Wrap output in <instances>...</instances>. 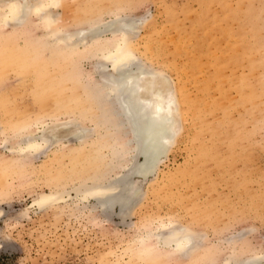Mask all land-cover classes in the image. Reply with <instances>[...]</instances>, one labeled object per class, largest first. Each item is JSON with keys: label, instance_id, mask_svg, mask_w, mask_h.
Here are the masks:
<instances>
[{"label": "rangeland", "instance_id": "obj_1", "mask_svg": "<svg viewBox=\"0 0 264 264\" xmlns=\"http://www.w3.org/2000/svg\"><path fill=\"white\" fill-rule=\"evenodd\" d=\"M83 1L74 7L67 2L63 9L61 6L54 10L59 18L62 16L60 25L78 31L95 18L100 24L116 17L133 20L137 28L135 62L142 63L163 83L164 105L176 120V131L158 168L146 180L134 177L141 194L122 219L116 207L104 218L93 200L82 202L86 207L77 202L72 190L78 184L76 177H63L77 161L71 164L72 157L60 156L55 145L50 143L32 159L31 166L18 173L17 168L3 162L11 160L12 155L0 148V264H134L137 258L124 255L127 244L151 222L155 225L157 221L172 220L179 227L191 225L194 247L205 244L204 247L219 249L215 258L218 262L231 252L230 246L243 257L264 255V0H126L115 13L101 6L89 13L90 2L86 6ZM245 15L253 17L251 31ZM201 19L214 27L200 33L197 24ZM24 28L17 30L15 43L23 45L45 33L35 18ZM11 31L6 27L1 34ZM227 51L234 54L231 53L233 59ZM41 55L40 61L31 57L34 65L26 64L21 72L0 75V130L21 115L23 122H32L42 114L48 118L59 101L56 98L69 96V89H64L67 85H77L76 93L82 98L87 90L83 91L81 85L97 77L93 65L100 58H82L80 54L75 62L86 78L60 82V77L73 71V67L63 56L56 64L53 58L46 57L47 53ZM62 116V120L73 118ZM77 122L86 132V144L94 138L93 124L86 119ZM1 135L0 131L4 139ZM12 137L5 142L8 148L17 142ZM68 137L61 138L66 148L79 144L76 135ZM104 153L108 157L107 151ZM140 161L139 158L137 162ZM56 185L71 191L67 204L78 203L77 211H68L63 203L59 212L54 210L58 206H31L38 194L50 193ZM96 215L99 217L94 222L98 225L88 221ZM227 239L234 244L226 245ZM196 253L199 251L190 259L179 258L177 264H205ZM140 261L134 262L142 264Z\"/></svg>", "mask_w": 264, "mask_h": 264}, {"label": "bare ground", "instance_id": "obj_2", "mask_svg": "<svg viewBox=\"0 0 264 264\" xmlns=\"http://www.w3.org/2000/svg\"><path fill=\"white\" fill-rule=\"evenodd\" d=\"M125 1L126 0H84L83 3L86 4V6L91 5L88 11L89 13L99 6H101V8H112V11L110 10L109 13H115L122 9ZM67 2H72L69 3L72 6L77 3L76 5L78 6V4H81L82 0H0V75L3 72L9 73L8 71L12 73L21 72L26 64L31 67L35 63L32 60L35 59L40 61L39 56L42 52H45L47 53L46 57L53 58L56 64L60 56H63V60L67 61L68 64L73 67V71L68 70L60 77V82H66V80L70 82L72 79L79 82L86 77L82 76L83 74L76 65V57H79L81 54L83 55L82 58H100V61L93 65L98 78L95 77L97 79H93L91 77V81L84 82L85 84L81 85L83 86V91L87 90L85 96L82 98L80 96L78 97L76 90L79 89V87H77V85L74 86V83L71 85L66 84L68 87L64 89H69L70 94L68 97L66 96V98L62 97L63 99L61 100L58 99V97L56 98V101H59L55 103L53 115H49V117L46 118L47 115L42 114L43 116L40 115L39 118L35 117L36 119H33L32 122H23V120L20 119L23 115L18 116L17 114V119L12 121V123L15 122L14 125L11 123L10 126L8 123L10 126H8L9 128L6 126V129L3 128L4 130H0L3 134V136H1L4 138H0V140H2L0 142V148L7 149L9 154L12 155L11 160H8L9 162L5 160L3 162L10 167L12 166L14 169L17 168L18 173L20 169L23 170L31 166L32 159H35L37 155H40L41 152L48 149V145H55V150L60 156L65 154L66 156L69 155L70 158L72 157L70 161L71 164H73L75 160L77 161L76 166H73L72 170L67 173L68 175L63 176L76 177L78 184L77 187L72 190L75 193L77 202L81 204L82 202H88L90 199L93 200L95 206L99 210V215L104 218H108L109 213H112L113 208L116 207L118 208V216L122 219L131 208L136 205L141 194L140 186L133 180L134 177L146 180V178L158 168L160 158L168 151L167 146L170 144L173 134L176 131V120L171 115L167 105H164L166 94L164 92L165 87L161 80L155 79L148 73L142 63L138 65L135 62V38H137V28L133 20L130 21L128 19L126 21L116 17L117 19L113 21L100 24L98 23L99 18H95L94 20L86 22V25H88L86 26L87 28H78V31H71L67 29L65 24V26L60 25L62 16L59 18L54 11L61 6L63 9L64 3L67 4ZM89 2L90 5H88ZM223 7L224 6H222V9H224ZM77 12L79 13L80 11ZM32 18H35L36 22L40 24L45 33L35 39L25 41L23 45L15 43L19 34L17 30L24 28ZM81 18L83 17L81 16ZM95 20H97V22ZM245 20L251 31L253 25L252 15H245ZM212 24L213 23H211V25H206L201 19L197 25L201 29L200 33L202 31L206 33L214 27ZM214 24L216 23L214 22ZM6 27H10L12 31L7 34H1L3 33L2 30ZM212 37H214V35ZM212 37L210 38L212 39ZM215 37H217V35ZM204 43L206 44V42ZM258 47L259 46L255 47L256 50H258ZM211 49L213 50V48ZM147 50L148 49H145V51ZM206 52L208 53L207 50ZM253 52V54H255V50ZM231 53L229 56H231ZM150 54L152 53L150 52ZM233 58L234 57H232V59ZM145 59H147L146 56ZM218 61L221 62L220 60ZM216 65L217 64H215V66ZM244 83L245 82H243V85ZM239 91H242V89ZM45 92L49 94V89L47 87ZM180 95L179 98L182 97V95L181 97ZM181 102H184V100ZM180 108L181 106L179 110ZM47 114L49 113L47 112ZM61 114L66 115V117L67 115H73V118H65L66 120H62V118L60 119V116H62ZM181 115L183 114L180 113V116ZM80 119L89 120V122L93 124L92 132L94 133V138L88 142L86 141V144H83L87 138V135H85L86 132L84 129H81L83 128L82 125L77 122ZM8 131L11 132L12 135L9 134ZM75 135L79 140V144L75 147L70 146L66 148L67 146L63 144L61 138L65 136L74 137ZM8 136H13L17 139L15 146L13 145L10 148L5 146ZM105 151H107L108 157L105 155ZM66 156L63 158H66ZM139 158L141 161L137 162ZM2 165L3 168L8 167H4L3 163ZM78 166L79 170L76 169ZM4 170H2V172H5ZM8 170L10 171V169ZM12 173L15 175L16 172L12 171ZM64 189L66 188L64 187ZM64 189L61 185H56V188L50 193L38 194V196L33 199L31 206H36L38 208L47 206L57 208V206L59 207L63 203L67 205L66 208H68V211L70 210V212L74 213V211L78 210L79 204L74 202L72 204L70 203L71 205L67 204V200L71 198L69 194L71 191L69 190V192H66ZM86 204L85 206L83 204V207H86ZM58 209H60V207L54 210ZM61 209L63 210L62 206ZM99 215H96L93 220L88 221L94 224V221H96ZM156 223H158V221L155 222V225L152 222V225H146V228L144 227L145 231H143L142 234L136 236L127 246L125 244L124 255L129 253L132 255V260L135 257L137 259L134 261L141 260L140 262H143L142 264H177L176 261L179 258L189 257L190 259L194 257L193 253L199 251V259L202 258L205 264H264V255L243 257L237 254L238 252L236 253L230 246L233 240L231 241L229 239H227L226 245L230 246L228 249H231V252L229 251V253L218 262L215 258H217L219 254V249L216 247L212 249L208 245L209 248H207L204 247L207 246L205 244L204 246L199 244V246L194 247L193 239L195 233L192 231L193 228H189L191 226H189V223L185 222L188 226L185 224L180 225V227L176 226L173 220ZM95 224H97V222ZM222 251H224V249ZM134 261V264L139 263H135Z\"/></svg>", "mask_w": 264, "mask_h": 264}]
</instances>
